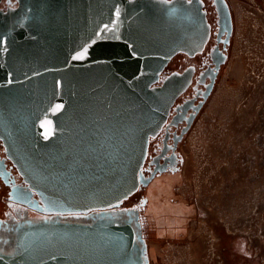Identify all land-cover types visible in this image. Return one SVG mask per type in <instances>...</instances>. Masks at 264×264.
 Returning a JSON list of instances; mask_svg holds the SVG:
<instances>
[{"label": "water", "instance_id": "obj_1", "mask_svg": "<svg viewBox=\"0 0 264 264\" xmlns=\"http://www.w3.org/2000/svg\"><path fill=\"white\" fill-rule=\"evenodd\" d=\"M4 2L0 140L26 183L14 199L57 217L17 223L0 264H149L137 211L112 208L150 179V136L186 79L155 83L208 35L201 2ZM217 7L230 28L227 3Z\"/></svg>", "mask_w": 264, "mask_h": 264}, {"label": "rangeland", "instance_id": "obj_2", "mask_svg": "<svg viewBox=\"0 0 264 264\" xmlns=\"http://www.w3.org/2000/svg\"><path fill=\"white\" fill-rule=\"evenodd\" d=\"M232 2L231 57L183 142L178 189L165 197L187 211L184 225L148 230L149 264H264V0Z\"/></svg>", "mask_w": 264, "mask_h": 264}, {"label": "flooded vegetation", "instance_id": "obj_3", "mask_svg": "<svg viewBox=\"0 0 264 264\" xmlns=\"http://www.w3.org/2000/svg\"><path fill=\"white\" fill-rule=\"evenodd\" d=\"M199 1L209 23L208 35L202 45L191 53L179 51L173 55L161 71L158 82L155 83L161 85L173 73L182 75L186 79L171 104L165 121L159 130L150 136L148 152L143 164V174L150 179L147 183L141 184L139 189L123 201L120 207L112 208V210L129 208L137 211V220L141 235L147 244L148 256L149 229L157 230L160 228L159 224L162 229L173 230V232L183 228L187 211L176 208L174 205L166 207L165 197L170 189L174 187L178 189L176 184L186 162L183 142L200 119L234 48L236 27L232 0H223L229 9L230 28L225 26V19L223 20L220 16L218 0ZM0 6H6L4 0ZM0 185L6 188V206L0 215V251H8L11 247V229L17 223L46 217L55 218L57 215L38 212L14 199V188L26 186V183L6 157L1 140ZM129 200L130 203L126 204ZM171 201L177 203L178 199L172 197ZM195 210L199 211L197 208Z\"/></svg>", "mask_w": 264, "mask_h": 264}]
</instances>
